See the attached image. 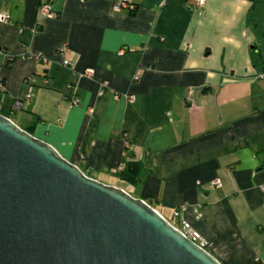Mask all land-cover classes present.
I'll list each match as a JSON object with an SVG mask.
<instances>
[{
	"label": "crops",
	"instance_id": "0c3cea01",
	"mask_svg": "<svg viewBox=\"0 0 264 264\" xmlns=\"http://www.w3.org/2000/svg\"><path fill=\"white\" fill-rule=\"evenodd\" d=\"M42 1L0 0V115L169 222L187 205L176 221L221 264H264L261 0Z\"/></svg>",
	"mask_w": 264,
	"mask_h": 264
},
{
	"label": "water",
	"instance_id": "95a60500",
	"mask_svg": "<svg viewBox=\"0 0 264 264\" xmlns=\"http://www.w3.org/2000/svg\"><path fill=\"white\" fill-rule=\"evenodd\" d=\"M0 264H221L0 115Z\"/></svg>",
	"mask_w": 264,
	"mask_h": 264
},
{
	"label": "built area",
	"instance_id": "2783aa9c",
	"mask_svg": "<svg viewBox=\"0 0 264 264\" xmlns=\"http://www.w3.org/2000/svg\"><path fill=\"white\" fill-rule=\"evenodd\" d=\"M53 1L54 0H43L41 3V8H40V12L41 15L44 17H49V18H57L58 17V12L55 11L54 6H53ZM197 6L199 7H203L207 0H195ZM128 8V4L126 2H117L116 4H114L113 9L115 11H121L122 9ZM0 21L1 22H6L7 21V16L5 15H0ZM123 53V51H122ZM39 61L43 62V63H47V60L41 56H38ZM64 66L66 67H73V63L70 60H66L63 63ZM83 76L86 77H93L94 75V70L93 69H87L85 70V72L82 74ZM258 77L260 79L264 80V72L259 73ZM44 82H48V78L44 77L43 78ZM28 98H31V95L29 94L27 96ZM78 100H75L74 103H77ZM16 107H19V104L16 105ZM123 167L120 166L118 168H116L114 170V173L117 174L119 172L123 171ZM221 182L220 180H216L213 185L215 186H220ZM262 190L264 191V187H262ZM148 203V202H147ZM187 205H184L180 208L175 209L174 211V221L169 222V224L171 226H173L174 228H176L177 230H179L186 238H188L189 240H191L192 242H194L195 244H197L198 246H200L201 248L205 249V242L201 236V234L191 225V223H189L186 220H181L179 223L176 221L177 219L180 218L181 213L183 211H185L187 209Z\"/></svg>",
	"mask_w": 264,
	"mask_h": 264
},
{
	"label": "trees",
	"instance_id": "16d2710c",
	"mask_svg": "<svg viewBox=\"0 0 264 264\" xmlns=\"http://www.w3.org/2000/svg\"><path fill=\"white\" fill-rule=\"evenodd\" d=\"M249 21L254 25L257 34L260 37H264V0H261L255 4L249 13ZM255 66H260L263 64V59L260 55L254 58ZM142 172V166L139 162L132 161L125 165L124 171L119 175V177L125 181L133 183L140 180Z\"/></svg>",
	"mask_w": 264,
	"mask_h": 264
}]
</instances>
